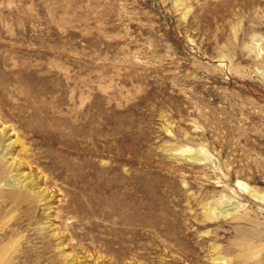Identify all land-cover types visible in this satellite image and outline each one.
<instances>
[{
	"label": "rangeland",
	"instance_id": "obj_1",
	"mask_svg": "<svg viewBox=\"0 0 264 264\" xmlns=\"http://www.w3.org/2000/svg\"><path fill=\"white\" fill-rule=\"evenodd\" d=\"M0 260L264 264V0H0Z\"/></svg>",
	"mask_w": 264,
	"mask_h": 264
},
{
	"label": "bare ground",
	"instance_id": "obj_2",
	"mask_svg": "<svg viewBox=\"0 0 264 264\" xmlns=\"http://www.w3.org/2000/svg\"><path fill=\"white\" fill-rule=\"evenodd\" d=\"M132 197H130V198H128L127 200L129 201V199H131ZM123 202H126V200L125 201H123ZM0 264H3V262L0 260Z\"/></svg>",
	"mask_w": 264,
	"mask_h": 264
}]
</instances>
